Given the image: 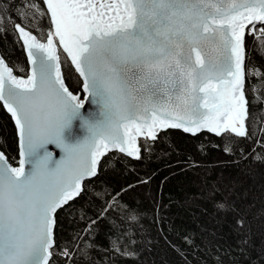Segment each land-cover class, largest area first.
I'll list each match as a JSON object with an SVG mask.
<instances>
[{"label": "snow or ice", "instance_id": "snow-or-ice-1", "mask_svg": "<svg viewBox=\"0 0 264 264\" xmlns=\"http://www.w3.org/2000/svg\"><path fill=\"white\" fill-rule=\"evenodd\" d=\"M9 36L11 49L0 48V264L150 253L144 213L125 200L134 185L117 190L104 177L152 155L169 130H206L235 163L264 164V0H0V38ZM224 179L206 178L202 198L231 216L236 247L198 244L191 231L176 232L184 247L165 236L184 264H264V247L253 261L248 243L264 197H233ZM66 219L76 225L67 237Z\"/></svg>", "mask_w": 264, "mask_h": 264}, {"label": "trees", "instance_id": "trees-1", "mask_svg": "<svg viewBox=\"0 0 264 264\" xmlns=\"http://www.w3.org/2000/svg\"><path fill=\"white\" fill-rule=\"evenodd\" d=\"M24 23L27 24L26 19ZM12 39L13 37L9 36L5 42L0 38V48L6 43L11 49ZM252 43H256L254 38ZM13 59L22 62L24 56L17 51ZM257 60L264 63L259 56ZM256 111L259 113L260 109L257 108ZM7 122V116L0 111V125L6 126ZM5 130L11 134L10 128L6 127ZM239 139L240 146H245L246 141ZM224 146L219 137L207 131H204L203 135L197 134L193 137L182 130L172 129L156 143L152 155L140 160L134 159L131 164L118 165L116 171L106 173L104 179L117 190L125 184L134 185L125 200L138 204L141 208L144 213L141 223L145 225L152 240L151 252H146L139 260L119 257L114 264H184L164 239L167 236L169 240L184 247L182 239L176 234L177 231L181 235L188 231L195 233L198 244L203 239H210L225 248L236 247L239 236L231 216L217 214L212 203L202 198L204 180L222 175L225 185L231 187L235 184L233 197L246 195L249 201L255 199L259 205L264 197V164L247 161L244 165H239L235 163V157L229 156L223 150ZM188 163H196L199 166L188 167ZM224 194L221 192L218 196ZM157 215L164 217V223L154 222ZM75 226V221H64L65 237ZM109 229L110 225L104 222L97 230L95 238L102 247L107 245L106 236ZM158 229H163V232ZM213 232L214 235H211ZM248 243L249 254L255 261L260 256L261 247H264V220L256 218L251 222ZM188 251L191 253L192 250ZM189 259H192L191 255ZM247 259L246 256L240 257V264H247ZM192 264H199V260H192Z\"/></svg>", "mask_w": 264, "mask_h": 264}, {"label": "water", "instance_id": "water-1", "mask_svg": "<svg viewBox=\"0 0 264 264\" xmlns=\"http://www.w3.org/2000/svg\"><path fill=\"white\" fill-rule=\"evenodd\" d=\"M180 130V129H179ZM206 131V130H205ZM54 155H55V152H54Z\"/></svg>", "mask_w": 264, "mask_h": 264}]
</instances>
